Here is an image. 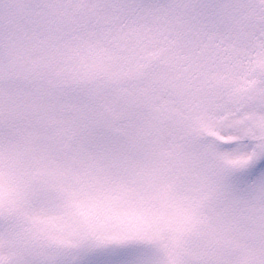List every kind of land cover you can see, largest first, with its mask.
<instances>
[{
	"label": "snow or ice",
	"instance_id": "1",
	"mask_svg": "<svg viewBox=\"0 0 264 264\" xmlns=\"http://www.w3.org/2000/svg\"><path fill=\"white\" fill-rule=\"evenodd\" d=\"M0 264H264V0H0Z\"/></svg>",
	"mask_w": 264,
	"mask_h": 264
}]
</instances>
